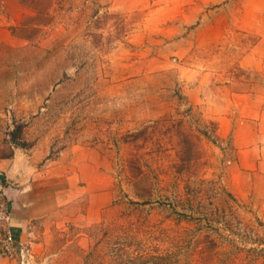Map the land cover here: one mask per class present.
<instances>
[{"label":"rangeland","instance_id":"obj_1","mask_svg":"<svg viewBox=\"0 0 264 264\" xmlns=\"http://www.w3.org/2000/svg\"><path fill=\"white\" fill-rule=\"evenodd\" d=\"M2 1L0 157L45 210L32 264H264L233 194L264 132V0Z\"/></svg>","mask_w":264,"mask_h":264},{"label":"crops","instance_id":"obj_2","mask_svg":"<svg viewBox=\"0 0 264 264\" xmlns=\"http://www.w3.org/2000/svg\"><path fill=\"white\" fill-rule=\"evenodd\" d=\"M5 3V0L1 2ZM1 17V13H0ZM257 137L243 150L237 149L234 163L237 164L239 174L247 175L244 181V191L241 195L234 194L237 199H252L256 202V214L264 218V182H257L258 178L264 179V132H253ZM14 156V155H13ZM14 165V157L0 158V195L9 207L11 231L16 239L25 242L28 226L34 217L41 215L45 210L39 201L33 200L26 187L18 184H9L8 173ZM258 187V188H257ZM240 191V184L237 183ZM257 188V190H256ZM261 193V194H260ZM3 226H0V231ZM0 264H14L0 253Z\"/></svg>","mask_w":264,"mask_h":264},{"label":"built area","instance_id":"obj_3","mask_svg":"<svg viewBox=\"0 0 264 264\" xmlns=\"http://www.w3.org/2000/svg\"><path fill=\"white\" fill-rule=\"evenodd\" d=\"M0 253L14 264H32V252L29 246L16 239L11 231L9 207L0 195Z\"/></svg>","mask_w":264,"mask_h":264},{"label":"trees","instance_id":"obj_4","mask_svg":"<svg viewBox=\"0 0 264 264\" xmlns=\"http://www.w3.org/2000/svg\"><path fill=\"white\" fill-rule=\"evenodd\" d=\"M0 158H3V157H0Z\"/></svg>","mask_w":264,"mask_h":264}]
</instances>
